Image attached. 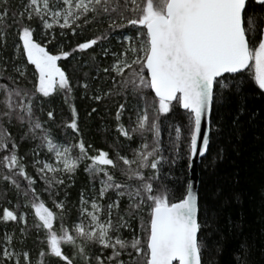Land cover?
<instances>
[{"label": "snow or ice", "instance_id": "obj_1", "mask_svg": "<svg viewBox=\"0 0 264 264\" xmlns=\"http://www.w3.org/2000/svg\"><path fill=\"white\" fill-rule=\"evenodd\" d=\"M105 23L121 47L81 57L88 71L76 88L96 102L115 99L103 129L115 132L111 150L84 139L76 89L58 63L105 37L67 51L47 47L57 27L64 36ZM10 39L14 51L0 59V264H203L201 232L213 218H201L191 182L170 198L163 169L180 157L182 140L190 163L207 153L213 105L244 87L235 77L247 73L264 95V0H0V52ZM109 54L101 68L97 56ZM57 90L70 113L59 123L44 103ZM173 103L187 111L189 131L177 124L173 137L170 125L166 145L160 116ZM81 163L88 180L70 200ZM249 254L240 243L234 264H249Z\"/></svg>", "mask_w": 264, "mask_h": 264}, {"label": "trees", "instance_id": "obj_2", "mask_svg": "<svg viewBox=\"0 0 264 264\" xmlns=\"http://www.w3.org/2000/svg\"><path fill=\"white\" fill-rule=\"evenodd\" d=\"M100 31H97V28ZM106 23L92 25L89 28L78 31L73 35L70 31L67 35L60 36L59 28H56L57 39L49 42L48 50L55 53L59 50H70L76 43L95 35L105 37L91 49L81 53L76 51L74 55L58 61L60 66L66 70L71 77L75 90L74 102L79 112V126L84 139L92 145L93 149H110V144L115 132L105 133L103 129L109 125V114L106 110L111 108L114 113L115 99H105L101 102L91 100L88 96L81 95L82 89L76 88L77 79L86 74L88 69L83 67V60L91 57L93 53H99L102 47L111 46L112 51L118 50L121 45L115 36L106 37ZM119 33L117 32V35ZM36 38L43 43L44 39L37 33ZM14 51L11 39L9 49L0 52V59L11 55ZM19 57V52H15ZM111 54L107 58L97 56V62L101 68L107 66L111 61ZM2 67V65H0ZM29 68V73L32 72ZM95 75V72H92ZM104 73L101 72V76ZM247 73L235 77L243 82L244 87L240 93H226L225 98L213 105L211 113V135L210 145L206 155L200 159L198 196L201 205V218L205 212L213 218V226L205 227L201 236L205 238L209 247L202 253L203 264H234L233 250L242 242L250 246L249 264H264V95L257 89L254 83L247 79ZM233 77L229 76V79ZM28 79H31L29 74ZM45 108L55 109L56 122L69 119L68 106L64 103V94L57 90L44 100ZM97 112H92L93 107ZM243 107L244 111L239 109ZM127 122V113H125ZM163 125V138L167 145L169 142V126L172 128L174 137V126L179 124L185 135L189 131V117L186 110L178 104L173 103L170 112L161 114ZM54 131L62 136V130L55 128ZM183 150L175 164L169 163L163 169L168 174L165 181L170 189V198H180L188 186V153L187 144L181 141ZM135 146V145H133ZM30 145L22 146L21 151H26ZM167 148L165 155H167ZM85 164L81 163L75 177V186L70 189V200H78L81 186L88 180L84 172ZM29 171H33L29 168ZM38 189L44 187L43 182L36 185ZM49 207H52L47 196L43 197ZM4 197L0 193V202ZM15 203V199L12 200ZM34 215L29 211L28 220L31 223ZM138 225V221L135 222ZM12 225H9L11 229ZM125 236L129 230H125ZM219 243L221 250L217 251L215 245ZM65 251H70L65 247ZM35 257V253H33ZM55 264V261L52 262Z\"/></svg>", "mask_w": 264, "mask_h": 264}, {"label": "water", "instance_id": "obj_3", "mask_svg": "<svg viewBox=\"0 0 264 264\" xmlns=\"http://www.w3.org/2000/svg\"><path fill=\"white\" fill-rule=\"evenodd\" d=\"M205 125H207V121L205 120ZM206 155V154H205ZM205 155L203 156H195L191 163L189 162L188 164V184L189 182H191L192 184V188L194 191H196L198 193V185H199V171H198V166H199V162L200 159L203 158ZM188 187V186H187Z\"/></svg>", "mask_w": 264, "mask_h": 264}]
</instances>
